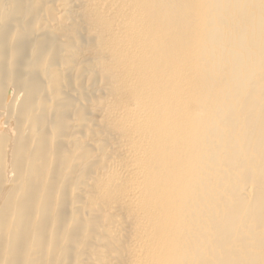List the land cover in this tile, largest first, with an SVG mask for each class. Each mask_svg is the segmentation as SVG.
Masks as SVG:
<instances>
[{
  "label": "bare ground",
  "instance_id": "obj_1",
  "mask_svg": "<svg viewBox=\"0 0 264 264\" xmlns=\"http://www.w3.org/2000/svg\"><path fill=\"white\" fill-rule=\"evenodd\" d=\"M0 264H264V0H0Z\"/></svg>",
  "mask_w": 264,
  "mask_h": 264
}]
</instances>
